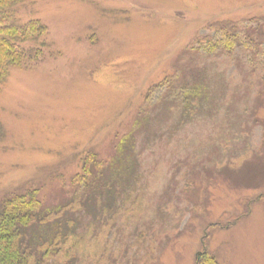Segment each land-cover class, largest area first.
<instances>
[{
  "label": "rangeland",
  "instance_id": "rangeland-1",
  "mask_svg": "<svg viewBox=\"0 0 264 264\" xmlns=\"http://www.w3.org/2000/svg\"><path fill=\"white\" fill-rule=\"evenodd\" d=\"M17 19H39L49 45L10 68L0 89V202L31 187L45 207L64 204L91 151L112 185L126 173L106 236L112 264L149 254L147 264H194L203 245L219 264H264V36L253 61L247 49L194 45L222 38L209 28L222 21L257 19L264 33V0H29ZM190 64L203 65L208 90L200 114L179 126L175 92L159 84ZM134 126L142 129L118 151ZM68 217L76 232L93 220L85 210Z\"/></svg>",
  "mask_w": 264,
  "mask_h": 264
},
{
  "label": "trees",
  "instance_id": "trees-1",
  "mask_svg": "<svg viewBox=\"0 0 264 264\" xmlns=\"http://www.w3.org/2000/svg\"><path fill=\"white\" fill-rule=\"evenodd\" d=\"M28 1L0 0V89L7 81L10 68L23 67L25 62L38 59L42 55L43 48L49 45L45 40L47 27L39 19L23 23L17 19L18 12ZM253 20L256 22L255 27L239 26L229 21L215 23L209 28L216 32L215 34H220L222 38L213 40L210 35L199 36L194 45L208 46V53L223 50L232 54L237 48L247 49L253 61L256 52L259 51V38L264 36V33L260 32L259 20ZM202 66L190 64L188 69L175 68L173 74L159 84L166 85L167 90L170 91L166 96L175 92L174 99L170 102L173 111L179 104L181 106L183 119L178 117L179 126L195 119L205 105L203 93L208 90V85H204L205 76L199 70ZM250 72L254 75L255 69H251ZM162 101L165 104L167 102V100ZM144 118L150 121V117ZM136 121V123L144 121L141 114ZM140 129L142 128L134 126L121 139L118 151L127 150L125 143L132 142L136 131ZM3 135L0 127V138ZM129 151L132 153L131 144L128 147ZM125 154L127 157L122 159L128 160V157H133L132 154L128 156L127 152ZM189 168H192V164ZM124 170L128 172L127 168H124L123 172ZM125 175L124 172L115 176L119 179L112 185V176L106 163L96 154L88 151L87 157L82 160L80 173L70 178L73 189L70 198L64 204L45 207L40 199L39 189L31 187L14 189L0 202V264H83L86 260H93L96 264H106V262L112 264L117 260V254L110 251L106 236L119 211L116 207V195L119 193V184L126 179ZM136 176L133 174L131 178L134 183ZM128 199L129 195L126 194L124 203ZM134 206L137 207L135 204ZM196 209L202 208L198 205L193 206L192 210ZM82 210L87 211L93 220L88 223L84 232H76L74 230L76 220L68 216ZM121 210H124V213L131 212L133 219L139 217L138 209L133 212L128 210V207H124ZM105 214L111 217L103 223ZM137 236L143 240L144 236L141 232ZM136 244L137 241L134 240L132 247ZM120 253L125 260L126 250L121 249ZM155 259L153 254H149L147 260L139 258L138 263H153ZM194 264L219 263L203 245V248L196 253Z\"/></svg>",
  "mask_w": 264,
  "mask_h": 264
}]
</instances>
